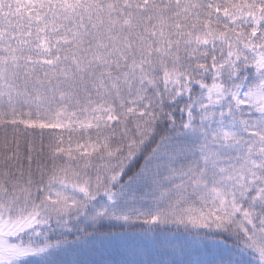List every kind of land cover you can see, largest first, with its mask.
Masks as SVG:
<instances>
[{
    "label": "snow or ice",
    "instance_id": "6c2138e0",
    "mask_svg": "<svg viewBox=\"0 0 264 264\" xmlns=\"http://www.w3.org/2000/svg\"><path fill=\"white\" fill-rule=\"evenodd\" d=\"M0 264H264V0H0Z\"/></svg>",
    "mask_w": 264,
    "mask_h": 264
}]
</instances>
